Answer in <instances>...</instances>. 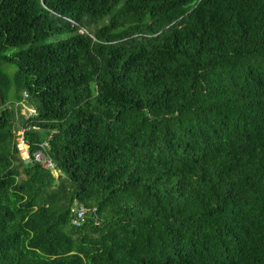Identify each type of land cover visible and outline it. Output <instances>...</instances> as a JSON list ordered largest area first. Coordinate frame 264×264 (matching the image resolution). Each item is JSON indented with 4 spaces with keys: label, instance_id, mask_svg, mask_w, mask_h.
Returning <instances> with one entry per match:
<instances>
[{
    "label": "trees",
    "instance_id": "obj_1",
    "mask_svg": "<svg viewBox=\"0 0 264 264\" xmlns=\"http://www.w3.org/2000/svg\"><path fill=\"white\" fill-rule=\"evenodd\" d=\"M0 89V264H264V0H0Z\"/></svg>",
    "mask_w": 264,
    "mask_h": 264
},
{
    "label": "built area",
    "instance_id": "obj_2",
    "mask_svg": "<svg viewBox=\"0 0 264 264\" xmlns=\"http://www.w3.org/2000/svg\"><path fill=\"white\" fill-rule=\"evenodd\" d=\"M82 34H89V32L85 29L81 30ZM32 111V115L37 113V110L33 107L30 108ZM30 117V116H29ZM35 130H40V127L34 126ZM53 135H50L45 139L43 142L39 144V149L35 152V154L31 151V146L29 140L27 139V128L18 126L17 130V146L20 151V154L27 165L29 164H40L43 166L45 170H49L56 178L61 176V172L58 170L57 164L51 157V150H52V142ZM97 207H86L80 204H75L71 208V224L72 226L79 228L83 226L89 216L91 214L97 213ZM98 216V215H97Z\"/></svg>",
    "mask_w": 264,
    "mask_h": 264
},
{
    "label": "rangeland",
    "instance_id": "obj_3",
    "mask_svg": "<svg viewBox=\"0 0 264 264\" xmlns=\"http://www.w3.org/2000/svg\"><path fill=\"white\" fill-rule=\"evenodd\" d=\"M3 67L8 70L11 73H14L16 71V67L15 66H9L7 64L3 65ZM26 104L23 105L22 110H20V113H22V115H25L26 117H29L32 115V111H31V105L27 104V102H25ZM57 177V176H56ZM55 177V178H56Z\"/></svg>",
    "mask_w": 264,
    "mask_h": 264
},
{
    "label": "water",
    "instance_id": "obj_4",
    "mask_svg": "<svg viewBox=\"0 0 264 264\" xmlns=\"http://www.w3.org/2000/svg\"><path fill=\"white\" fill-rule=\"evenodd\" d=\"M4 99H3V96H2V92H1V89H0V103L3 102Z\"/></svg>",
    "mask_w": 264,
    "mask_h": 264
}]
</instances>
